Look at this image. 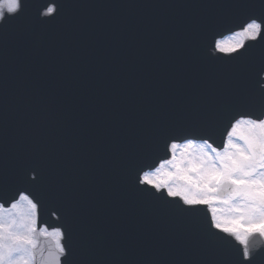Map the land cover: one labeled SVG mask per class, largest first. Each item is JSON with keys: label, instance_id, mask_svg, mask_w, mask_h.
<instances>
[{"label": "snow or ice", "instance_id": "1", "mask_svg": "<svg viewBox=\"0 0 264 264\" xmlns=\"http://www.w3.org/2000/svg\"><path fill=\"white\" fill-rule=\"evenodd\" d=\"M139 8L199 10L172 23L215 63L102 106L87 72L139 25L98 12ZM0 264H264V0H0Z\"/></svg>", "mask_w": 264, "mask_h": 264}, {"label": "water", "instance_id": "2", "mask_svg": "<svg viewBox=\"0 0 264 264\" xmlns=\"http://www.w3.org/2000/svg\"><path fill=\"white\" fill-rule=\"evenodd\" d=\"M157 2H175V0H157ZM99 15L115 18L120 21H133L139 27L136 31L128 33L126 38L118 43L109 38L105 46L97 53L98 60L93 64L86 75V86L83 96L96 100L102 106L110 107L121 103L126 93L131 92L135 84L154 79L167 69L169 56L177 50L187 52L189 47L198 49L199 61L204 65L215 62L208 60L209 53L194 40L184 41L173 25V21L181 17L202 14L199 10L178 8H139V9H106L100 10ZM147 26V34H145ZM233 31L238 28L234 26ZM231 34L225 32L224 36ZM219 38V37H218ZM211 55L222 56L220 53ZM87 112L82 113L86 116ZM217 145L221 143L220 135L215 137ZM5 199H8L7 197ZM205 208H201L199 218L206 220ZM42 224H47L51 229L59 226L60 221L51 216L48 211H43L40 217ZM44 241L42 240V243ZM129 258L140 259L142 254Z\"/></svg>", "mask_w": 264, "mask_h": 264}, {"label": "rangeland", "instance_id": "3", "mask_svg": "<svg viewBox=\"0 0 264 264\" xmlns=\"http://www.w3.org/2000/svg\"><path fill=\"white\" fill-rule=\"evenodd\" d=\"M228 36H230V35H228ZM228 36H226L225 38H227ZM42 240H43V238H42Z\"/></svg>", "mask_w": 264, "mask_h": 264}]
</instances>
